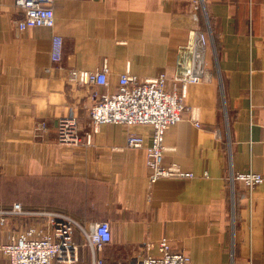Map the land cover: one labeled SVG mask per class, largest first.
Listing matches in <instances>:
<instances>
[{
    "label": "crops",
    "instance_id": "crops-1",
    "mask_svg": "<svg viewBox=\"0 0 264 264\" xmlns=\"http://www.w3.org/2000/svg\"><path fill=\"white\" fill-rule=\"evenodd\" d=\"M192 1L56 0L54 27L19 29L15 0H0V175L16 178L20 195L0 209L21 202L29 212L7 214L0 243L50 210L87 225L110 221L111 243L101 252L110 259L168 237L192 264H264V183L250 192L230 180L232 173H264V0H202L212 78L190 84L185 98L201 124L187 110L167 128L163 154L164 165L194 177L150 187L148 125L103 123L85 139L93 94L116 91L122 74L164 72L172 87ZM55 36L63 39L59 62L51 57ZM103 67L107 86L69 79V68ZM62 116L77 120L80 144L57 142ZM130 132L143 135V146L128 145ZM75 240L83 241L78 230Z\"/></svg>",
    "mask_w": 264,
    "mask_h": 264
},
{
    "label": "built area",
    "instance_id": "built-area-1",
    "mask_svg": "<svg viewBox=\"0 0 264 264\" xmlns=\"http://www.w3.org/2000/svg\"><path fill=\"white\" fill-rule=\"evenodd\" d=\"M56 0H15V7L22 13L18 21L19 29L42 26L54 27ZM199 0L191 2L187 14V41L177 51L176 71L172 87L168 88V76L159 75L140 79L126 72L121 75L114 92L96 91L90 109L92 130L86 133L88 143L93 132L103 123H119L127 126L148 125L151 133V145L147 148V163L151 169L150 187L161 178L194 177L191 171H185L178 164L164 165L163 154L166 149L164 138L167 128L180 122L184 113L191 111V120L195 125L201 123L185 102L190 84L211 80L207 57L212 46V30L209 21L207 28L201 22ZM53 62L63 58V39L53 38L51 51ZM69 79L80 84L107 86L106 67L96 70L69 68ZM194 114V115H193ZM47 124H41L46 129ZM75 117L62 116L57 121V142L59 144H80L82 137ZM144 137L130 132L127 143L131 147H141ZM230 180H240L250 190L264 183V173L253 170L232 173ZM150 197V196H149ZM26 213L21 202L13 203L10 210L0 209V223L5 224L7 214ZM39 221L12 233L10 240L0 243V250L10 264H192L190 255L174 245L168 237L146 240L141 251L127 259L114 260L101 255L102 250L111 243L112 225L108 220L83 224L75 218L57 211H39ZM41 220V221H40ZM79 231L82 240L90 247L88 256L80 254L75 232ZM84 244V246H85Z\"/></svg>",
    "mask_w": 264,
    "mask_h": 264
},
{
    "label": "rangeland",
    "instance_id": "rangeland-1",
    "mask_svg": "<svg viewBox=\"0 0 264 264\" xmlns=\"http://www.w3.org/2000/svg\"><path fill=\"white\" fill-rule=\"evenodd\" d=\"M199 1L201 3L200 11L202 13L203 12V6H202L203 5V1L202 0H199ZM203 18H204L205 21H206V19H208V18H206L205 14L203 15ZM17 181L18 180L16 178H10L9 179L7 177H3V176L0 175V204H7V203H10V202H13V201L20 200V195H19ZM247 188H248V186H247ZM253 189L252 190L249 189V191L252 192ZM22 195H24V192H22ZM77 243L79 244L80 254L82 256L83 255L88 256L87 260H89V262H91L90 261V256H89L90 247L88 245H86L84 243V241H82L81 243H79V242H77ZM84 244H85V246H84ZM4 256H5L4 253L0 250V264H7V260L4 258ZM231 264H232V261H231Z\"/></svg>",
    "mask_w": 264,
    "mask_h": 264
}]
</instances>
